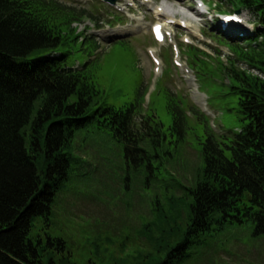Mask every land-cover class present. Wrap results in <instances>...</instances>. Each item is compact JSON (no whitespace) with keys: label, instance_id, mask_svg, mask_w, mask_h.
<instances>
[{"label":"rangeland","instance_id":"rangeland-1","mask_svg":"<svg viewBox=\"0 0 264 264\" xmlns=\"http://www.w3.org/2000/svg\"><path fill=\"white\" fill-rule=\"evenodd\" d=\"M57 1L93 16L72 24L80 38L76 45L69 42L61 47L68 51L65 65L84 66L92 74L100 92L96 105L138 106L149 126L159 128V145L150 172H145L134 168L130 160L126 163L124 143L109 126L98 127L99 119L75 131L70 153L77 160L70 163L68 179L50 205L49 226L36 217L29 237L35 242L41 236L45 241V233L64 241L62 251L58 245L51 247L54 264H64L61 259L70 264H148L147 255L154 253L145 232L158 228V212L173 217L168 224L161 223L164 230L171 226L180 232L186 227L189 190L201 176L206 140L212 137L221 142L222 137L227 141L243 126L237 97L228 86L232 80L222 69L230 68L237 57L219 41L224 31L218 17L232 14L233 6L229 0H200L202 8L192 0H128L120 1L118 10L100 0ZM163 5L171 9L175 24L164 22L169 35L165 33L164 42L158 44L150 27L172 18L155 12V7ZM238 11L243 23L230 32L231 44L255 37L254 20L248 11ZM181 12L189 14L191 21ZM182 19L191 26L180 28ZM235 67L264 77L243 63L235 62ZM137 146L146 150L142 143ZM156 201L157 211L153 210ZM179 238L174 235L169 243ZM186 252L175 264H264V234H255L251 221L214 223L202 243L189 246Z\"/></svg>","mask_w":264,"mask_h":264},{"label":"trees","instance_id":"trees-1","mask_svg":"<svg viewBox=\"0 0 264 264\" xmlns=\"http://www.w3.org/2000/svg\"><path fill=\"white\" fill-rule=\"evenodd\" d=\"M230 1L234 11H248L256 24L255 37L243 44H231L224 36L219 41L231 47L235 62L264 75V0ZM86 17L93 16L57 0H0V264H46L44 258L54 264L51 247L63 250V240L44 233L45 241L36 236L34 242L29 232L36 217L49 226L50 205L68 179L70 163L77 160L70 153L75 131L99 119L98 127L109 126L124 143L126 163L130 160L134 168L150 172L156 158L159 128L149 126L138 106L96 105L100 92L92 74L84 66L65 65L68 51L60 49L79 43L72 24ZM235 62L222 69L232 80L228 86L237 97L243 126L225 136L227 141L206 140L201 176L189 190L186 227L164 230L161 223L173 217L158 212V234L151 228L145 232L154 253L147 255L148 264L183 260L189 246L201 244L214 223L251 221L254 233L264 234V77L236 68ZM178 118L176 112L175 127ZM177 234L180 238L170 244Z\"/></svg>","mask_w":264,"mask_h":264},{"label":"bare ground","instance_id":"bare-ground-1","mask_svg":"<svg viewBox=\"0 0 264 264\" xmlns=\"http://www.w3.org/2000/svg\"><path fill=\"white\" fill-rule=\"evenodd\" d=\"M126 2H128V0H125ZM146 1V0H145ZM155 9V12L157 13V14H160V13H166L167 15H169V16H173V13L171 12V9H169L167 6H165V5H163V6H160V7H155L154 8ZM181 13H183V15L187 18V19H189L190 21H191V17H190V15L189 14H187V13H185V12H181ZM172 20L174 19L173 17L171 18ZM182 22H183V24L186 26V27H190L191 25H190V22L189 21H185L184 19H182ZM160 25H162V24H160ZM162 26H165V27H167L166 26V23H163V25ZM195 33H196V29H195ZM164 41V40H163ZM151 53H152V51H150Z\"/></svg>","mask_w":264,"mask_h":264},{"label":"water","instance_id":"water-1","mask_svg":"<svg viewBox=\"0 0 264 264\" xmlns=\"http://www.w3.org/2000/svg\"><path fill=\"white\" fill-rule=\"evenodd\" d=\"M101 1L110 5V6H114L118 0H101Z\"/></svg>","mask_w":264,"mask_h":264},{"label":"snow or ice","instance_id":"snow-or-ice-1","mask_svg":"<svg viewBox=\"0 0 264 264\" xmlns=\"http://www.w3.org/2000/svg\"><path fill=\"white\" fill-rule=\"evenodd\" d=\"M234 19V18H233ZM159 29H157V31H158Z\"/></svg>","mask_w":264,"mask_h":264}]
</instances>
